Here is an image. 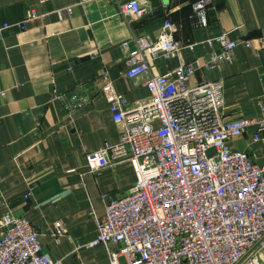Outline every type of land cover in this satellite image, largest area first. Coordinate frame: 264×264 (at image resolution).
<instances>
[{
  "label": "crops",
  "instance_id": "0c3cea01",
  "mask_svg": "<svg viewBox=\"0 0 264 264\" xmlns=\"http://www.w3.org/2000/svg\"><path fill=\"white\" fill-rule=\"evenodd\" d=\"M118 1L125 0H0V215L10 210L26 217L43 250L62 264H110L105 245L91 243L96 218L108 198L135 182L129 160L98 171L86 164L87 152L119 138L101 90L105 76L128 105L149 96L145 74L124 73L121 42L130 30L155 38L169 17L184 60L206 56L211 35L248 38L231 60L196 71L192 81H220L225 117L257 116L264 105V0H211L197 10L195 0H142L143 14L129 22ZM67 5L72 11L59 16L57 8ZM30 8L37 15L24 27H2ZM178 62L179 55L153 58L149 71L162 73ZM254 130L251 124L227 142L261 163L264 138L253 140ZM57 220L65 231L55 238L49 226ZM120 261L125 264L122 255Z\"/></svg>",
  "mask_w": 264,
  "mask_h": 264
},
{
  "label": "built area",
  "instance_id": "2783aa9c",
  "mask_svg": "<svg viewBox=\"0 0 264 264\" xmlns=\"http://www.w3.org/2000/svg\"><path fill=\"white\" fill-rule=\"evenodd\" d=\"M211 0H195V10ZM129 22L144 12L142 0L119 2ZM59 16L72 6L57 8ZM37 15L32 8L17 25ZM1 28V27H0ZM175 23L165 17L157 37L130 30L121 42L124 73L145 74L149 96L128 105L112 79L101 90L119 138L86 154L90 171L129 160L135 182L123 194L108 198L97 216L91 243L105 245L110 264H264V161L227 142L254 124L252 139L264 138V105L257 116L225 117L219 80L192 81L198 70L232 59L234 47L248 38L225 32L205 38L206 56L180 57ZM187 46L193 49L194 43ZM179 55V62L162 73L149 71L151 59ZM1 122V116H0ZM24 197L28 196L25 192ZM58 238L60 220L49 226ZM38 230L26 217L10 210L0 215V264H62L44 251ZM116 244V247H112Z\"/></svg>",
  "mask_w": 264,
  "mask_h": 264
},
{
  "label": "water",
  "instance_id": "95a60500",
  "mask_svg": "<svg viewBox=\"0 0 264 264\" xmlns=\"http://www.w3.org/2000/svg\"><path fill=\"white\" fill-rule=\"evenodd\" d=\"M152 1V3L154 4H157L158 3V0H151Z\"/></svg>",
  "mask_w": 264,
  "mask_h": 264
}]
</instances>
